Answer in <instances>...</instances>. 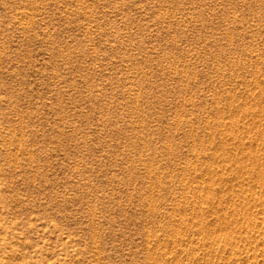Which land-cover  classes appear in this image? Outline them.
Masks as SVG:
<instances>
[{"label": "rangeland", "instance_id": "374dc122", "mask_svg": "<svg viewBox=\"0 0 264 264\" xmlns=\"http://www.w3.org/2000/svg\"><path fill=\"white\" fill-rule=\"evenodd\" d=\"M0 264H264V0H0Z\"/></svg>", "mask_w": 264, "mask_h": 264}]
</instances>
